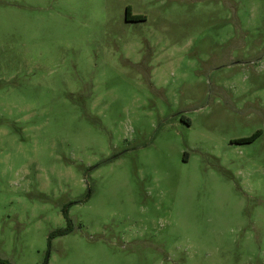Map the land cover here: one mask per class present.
Here are the masks:
<instances>
[{"label": "rangeland", "instance_id": "1", "mask_svg": "<svg viewBox=\"0 0 264 264\" xmlns=\"http://www.w3.org/2000/svg\"><path fill=\"white\" fill-rule=\"evenodd\" d=\"M3 260L264 264V0H0Z\"/></svg>", "mask_w": 264, "mask_h": 264}, {"label": "trees", "instance_id": "2", "mask_svg": "<svg viewBox=\"0 0 264 264\" xmlns=\"http://www.w3.org/2000/svg\"><path fill=\"white\" fill-rule=\"evenodd\" d=\"M126 20L127 21H138V20H144V17L142 15H130L129 13V9H127L126 11ZM261 131L260 130H256L254 133H252V135L248 136V137H243L238 139L237 141L239 142H252L253 140H255L259 135H260ZM65 215L67 216V214L65 213ZM67 223H68V219H67ZM70 230L69 224L66 228H61V229H57L55 230L52 234L51 237L55 234H64L66 232H68ZM0 263L2 264H10L9 262L3 260L0 261Z\"/></svg>", "mask_w": 264, "mask_h": 264}, {"label": "flooded vegetation", "instance_id": "3", "mask_svg": "<svg viewBox=\"0 0 264 264\" xmlns=\"http://www.w3.org/2000/svg\"><path fill=\"white\" fill-rule=\"evenodd\" d=\"M130 15H132L131 13H130ZM261 134V133H260Z\"/></svg>", "mask_w": 264, "mask_h": 264}]
</instances>
